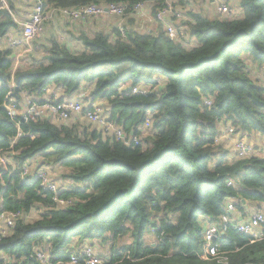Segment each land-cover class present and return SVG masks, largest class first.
<instances>
[{"label":"trees","instance_id":"trees-1","mask_svg":"<svg viewBox=\"0 0 264 264\" xmlns=\"http://www.w3.org/2000/svg\"><path fill=\"white\" fill-rule=\"evenodd\" d=\"M42 1L61 9L125 5V19L139 4L155 18L166 2ZM203 1L212 3L177 0L187 12L175 26L177 39L164 29L141 33L125 25V33L117 28L84 36L78 52L54 38L47 45L36 41L15 67L16 48L3 44L19 32L18 0H0V161L17 166L0 165V208L26 215L40 210L38 219L25 215L0 241V255L11 264H40L37 249L54 264H70L81 245L94 248L96 241L109 244L107 255L99 254L101 264H217L205 259V222L226 215L230 198L237 199L240 214L251 203L264 209V159L230 161L216 141L220 123L243 137L264 138V0H240V14L226 18L190 7ZM83 84L92 102L106 103L109 122L138 144L90 124L9 112L12 101L20 113L28 99L44 107L56 100V93L47 98L49 90L72 97ZM35 158L42 166L67 169L58 197L73 200L71 205L60 207L39 180H21V168ZM261 228L257 239L229 225L219 252L229 264H264ZM77 264L87 263L79 258Z\"/></svg>","mask_w":264,"mask_h":264},{"label":"built area","instance_id":"built-area-1","mask_svg":"<svg viewBox=\"0 0 264 264\" xmlns=\"http://www.w3.org/2000/svg\"><path fill=\"white\" fill-rule=\"evenodd\" d=\"M35 9L30 16V19L25 22L22 28V33L20 37H13L9 35L8 42L11 47L22 50L19 53L21 56H25L33 51V42L38 38L42 32L45 24L49 20V14L47 13V7L42 0H34ZM215 0H211L213 3ZM177 0H166L163 9H161L155 19L158 23L165 24L164 30L173 39L178 38L176 25L179 21L186 18V11L179 10L177 8ZM145 5L139 4L135 7L136 11L141 10ZM56 9V8H55ZM57 13L63 14L64 16L72 19L73 21H86L90 18L99 17L105 15L106 13L112 15H118L122 18L125 17L126 6L116 5V4H101V5H91L80 8H66V9H56ZM216 12L221 18L231 17L233 15H238L237 11L225 3H221L220 0L216 1ZM119 29L125 33L124 25H120ZM183 33H181V36ZM262 83L264 84V76ZM128 85L122 86V90H127ZM138 89H135L136 92ZM10 105L9 112L11 115H18L17 108L15 105ZM207 107L212 105L210 100L205 102ZM28 110L24 115L26 117H32L39 113V106L34 103V100H27ZM44 109L53 117L59 121H67L68 119L82 116L85 117L91 124H94L101 131L109 136H115L118 140L125 142V144L130 145L131 142L138 144L139 139L134 138L132 141L128 140L124 131L119 128L114 123L109 122V117L107 110L100 105L89 103L85 105L84 100L77 99H56L47 102ZM149 124L145 125L144 131ZM219 135L216 139L217 144L219 142H225L228 144L227 155L232 157L230 159L238 160L250 158L253 156L264 159V151L259 153L257 143L250 139V137H243V133L239 132L234 126H224L222 123L218 124ZM252 137V136H251ZM221 144V143H220ZM264 150V149H263ZM0 165L5 169L11 167L13 170L16 169V164L11 163L8 159L2 158ZM50 168L48 166H42L38 158L28 161L23 168H21V180L23 182L29 183L33 179L40 181V186L46 190L54 193L56 197L54 202L60 207H66L72 204L73 200L60 199L59 185L56 180L52 177L50 173ZM229 186L233 185L232 182L228 183ZM237 199H228L226 201L225 212L226 215L220 217L218 222H205L204 225V238L206 240V251L205 259L207 261H216L217 264H229L228 257L219 252L218 240L223 237L228 229V226L233 224L234 228L239 232L249 235L253 238H260L262 236V225L264 224V210L258 209L253 214L248 217L245 214H240L237 211ZM25 215L21 211H4L0 208V241L3 238L11 234L12 229L15 228L18 221L25 218ZM27 217V215H26ZM88 244L81 245L76 253H72L71 263L77 264L79 258H83L87 264H101L102 259L100 258L97 250ZM35 258L40 264H54L47 252L41 249H37L35 253ZM11 258L8 255H0V264H11Z\"/></svg>","mask_w":264,"mask_h":264},{"label":"crops","instance_id":"crops-1","mask_svg":"<svg viewBox=\"0 0 264 264\" xmlns=\"http://www.w3.org/2000/svg\"><path fill=\"white\" fill-rule=\"evenodd\" d=\"M220 2L225 3L226 5L232 6L233 8H235L238 15L240 14V9L238 7L240 5V0H220ZM193 4L194 3H192V5ZM17 6L19 8V14L16 17V23L19 24V32L17 30H13V32L10 34V35H13V37H20L21 36L23 25L25 24V22L27 20L30 19V16L32 15V13L35 9V1L34 0H18ZM196 6L203 8L204 14H211L212 17H215V18L218 17L217 12L215 10L214 3L204 2L201 4L198 3V4H196ZM190 7H192V6H190ZM55 8L56 7H54V6L47 7L46 10H47V13L49 14V20L45 24V26H44L42 32L40 33V35L38 36V38L42 39L41 42L44 45H47L52 38L57 39L59 41V43L68 47L73 52L81 51L84 48V44H83V37L84 36H91L97 32H104V33H107L110 35L113 33V31L115 29L119 28V26L122 24L124 26L129 25L130 28L134 29L137 32H141V33H145V32L157 33L159 31V29L165 28V24L158 23L157 20L152 16L150 8L146 5L141 10L136 11V14L133 17H130L128 19L122 18L118 15H112V14L106 13L105 15L95 17V18H90L86 21H73L72 19H69L68 17L64 16L63 14L56 12V9H61V8H56V9ZM194 8H196V7H194ZM194 8H192V9H194ZM63 9H66V8H63ZM37 39L34 42H36ZM39 44H41V43H39ZM3 45L11 47L8 41H6L5 44H3ZM19 53H22V50L16 49V54L14 55L16 58V66L15 67H17L20 64V62L24 59V56L19 55ZM251 65H253V64H251ZM256 74H254V76H256ZM127 84H129V83H127ZM86 85L87 84H83L79 93L77 95L72 96V97H64V95L60 92V90L51 89L47 92V95L49 96L47 98H50L52 93H56L54 95V97H56V99H61V97L63 98V100L64 99H77V100L83 99L85 102V105H87V106L89 105V103H94V104L100 105L103 108H105L107 105L104 101L97 100V101L92 102V100L89 99L91 91L89 89H86ZM121 89H122V87H121ZM24 102H26V98H25ZM21 107L23 109L20 110V113L17 110L18 114H20V115L25 114L27 112V110H28L27 102L21 104ZM39 113H41L42 115H45V116H51L44 109V107H39ZM80 117H82V116L77 117V119H79ZM82 118H84V117H82ZM57 121H59V120H57ZM79 121H80V119L78 121L74 120V122H76V123ZM89 124H91V123H89ZM250 139H253V141L257 140L259 142V143H257V146L259 147V149L257 151L259 153H262V151H264L263 150L264 149V138L259 134H253V136L250 137ZM220 143H221V146L224 148V150L228 151V144L225 142H219V144ZM228 153H229V151H228ZM230 158H232V157L229 155V160H230ZM49 171L52 174V177H53L54 173L58 172V170L54 169V168H50ZM66 181H67L66 182L67 185L74 186V183L71 184L72 182L70 180H66ZM59 184H61V182ZM258 209H263V208L260 207L259 204L254 205L252 203L247 208L246 214H251V213L253 214ZM251 211H254V212H251ZM33 213H31L30 215H27V218L29 216H31Z\"/></svg>","mask_w":264,"mask_h":264},{"label":"rangeland","instance_id":"rangeland-1","mask_svg":"<svg viewBox=\"0 0 264 264\" xmlns=\"http://www.w3.org/2000/svg\"><path fill=\"white\" fill-rule=\"evenodd\" d=\"M216 1L217 0H215V1H213V3H214V5H215V10H216ZM192 7H196V10L197 11H199V12H204V10H203V8H201V7H198V6H192ZM235 9V8H234ZM41 38H38L37 39V43H38V45H39V43H42L41 42ZM254 77H256V76H254ZM85 118V117H84ZM82 118V117H80L79 119H80V121H79V125H89V121L85 118ZM78 119V120H79ZM58 120V119H57ZM74 120L75 121H78V120H76L75 118H71V119H68L67 121H55L56 123H58V124H69V125H71V124H73V122H74ZM91 126H92V128L93 129H95L96 128V126H94L93 124H90ZM255 143H259L257 140H255L254 141ZM258 149H259V147H258ZM39 160L40 161H42V159L41 158H39ZM46 166H48V165H46ZM48 167H50V166H48ZM50 168H52V167H50ZM54 169H57L58 170V172L57 173H54V175H53V177H54V179L56 180V182L58 183V185H59V183L61 182V181H64V176H66V173L68 172L67 171V169H65L64 167H61V166H57V167H53ZM75 185V184H74ZM252 204V203H251ZM255 205V204H254ZM253 207V206H252ZM251 207V208H252ZM254 208V207H253ZM251 212H254V211H251ZM252 214V213H251ZM251 214H246V212H245V216L246 217H248L249 215H251ZM39 215H40V210L39 211H35L31 216H29L28 218H27V221H32V220H35V219H38L37 217H39ZM132 240L131 239H126L124 242L125 243H129V242H131ZM104 246H102L101 245V243L100 242H95V249L97 250V253L98 254H104V253H106V254H104V255H107V252L109 251V244H106V246H105V248H103ZM95 250V251H96Z\"/></svg>","mask_w":264,"mask_h":264}]
</instances>
